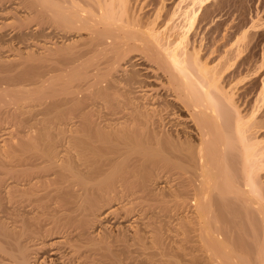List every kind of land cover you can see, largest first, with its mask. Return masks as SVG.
<instances>
[{"label":"bare ground","instance_id":"bare-ground-1","mask_svg":"<svg viewBox=\"0 0 264 264\" xmlns=\"http://www.w3.org/2000/svg\"><path fill=\"white\" fill-rule=\"evenodd\" d=\"M144 8L0 0V264H264V122L197 9L173 37Z\"/></svg>","mask_w":264,"mask_h":264},{"label":"rangeland","instance_id":"rangeland-1","mask_svg":"<svg viewBox=\"0 0 264 264\" xmlns=\"http://www.w3.org/2000/svg\"><path fill=\"white\" fill-rule=\"evenodd\" d=\"M193 1L195 0H132V5L138 7V9L145 7L144 12L146 15L148 14L146 18H150L152 21L154 20L156 27L159 26L158 28H160V30H164L163 32L173 37L174 35L176 37L177 34L179 35L182 33L184 22L190 15V13L188 15L187 13L197 9V14H200H198L195 26L188 34L186 40V45H189L188 48L190 52L195 50L199 52L201 59L207 64H210L209 67H216L221 72L225 70V73L223 71L224 75L233 70V74L234 72L235 74L232 79L230 78L231 80L225 75L224 82L226 83L224 85H228L230 81H232L233 84L231 83V88H235L237 93L235 98L243 115L247 114V116H249L255 110L256 115L253 121L255 120L256 123H263L264 0H206L202 4L197 0L195 2ZM195 3H197V5ZM246 43V50H244V44ZM238 45H242L241 51ZM239 53H241V55L237 58ZM231 65H234V67L230 69ZM261 98H263V100ZM258 130V142H262L261 144L263 145L264 128ZM260 175L262 176L260 180L264 188V167ZM112 217L113 218H111V216L107 217L103 226L106 225L105 227L113 231L116 230L117 225L126 226L131 223V219L122 222L121 220L116 221L114 216ZM173 219L175 218L173 217ZM170 222L171 232H168L172 240H170V242H172V246L176 248L178 244H176V242L173 244V241L178 240V238L173 231L175 229L177 230L178 224H176L174 220ZM173 225L175 229H173ZM168 233L166 232L167 236ZM176 249H174V252L177 251ZM184 260H190V256L188 259L185 257ZM155 263L156 262L152 264ZM157 264L166 263L157 262ZM183 264L190 263L187 261V263L183 262Z\"/></svg>","mask_w":264,"mask_h":264}]
</instances>
